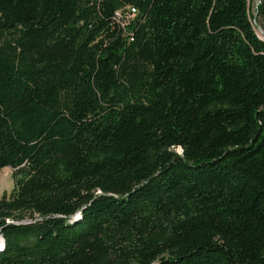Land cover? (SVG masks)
I'll return each mask as SVG.
<instances>
[{"label":"trees","instance_id":"obj_1","mask_svg":"<svg viewBox=\"0 0 264 264\" xmlns=\"http://www.w3.org/2000/svg\"><path fill=\"white\" fill-rule=\"evenodd\" d=\"M255 27L264 0H0V264H264Z\"/></svg>","mask_w":264,"mask_h":264},{"label":"rangeland","instance_id":"obj_2","mask_svg":"<svg viewBox=\"0 0 264 264\" xmlns=\"http://www.w3.org/2000/svg\"><path fill=\"white\" fill-rule=\"evenodd\" d=\"M256 33L264 39V32L260 28L255 27ZM11 168L9 166L0 167V194H7L12 185Z\"/></svg>","mask_w":264,"mask_h":264},{"label":"built area","instance_id":"obj_3","mask_svg":"<svg viewBox=\"0 0 264 264\" xmlns=\"http://www.w3.org/2000/svg\"><path fill=\"white\" fill-rule=\"evenodd\" d=\"M136 12V9L131 5H125L122 8L114 10L115 21L121 26L126 25L132 19Z\"/></svg>","mask_w":264,"mask_h":264},{"label":"water","instance_id":"obj_4","mask_svg":"<svg viewBox=\"0 0 264 264\" xmlns=\"http://www.w3.org/2000/svg\"><path fill=\"white\" fill-rule=\"evenodd\" d=\"M261 30V29H260ZM0 237H1V235H0ZM1 239H2V237H1Z\"/></svg>","mask_w":264,"mask_h":264}]
</instances>
